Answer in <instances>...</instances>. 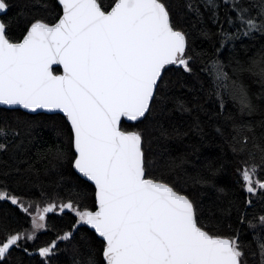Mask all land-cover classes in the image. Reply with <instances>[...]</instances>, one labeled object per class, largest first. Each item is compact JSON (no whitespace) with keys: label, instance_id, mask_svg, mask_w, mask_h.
<instances>
[{"label":"snow or ice","instance_id":"6c2138e0","mask_svg":"<svg viewBox=\"0 0 264 264\" xmlns=\"http://www.w3.org/2000/svg\"><path fill=\"white\" fill-rule=\"evenodd\" d=\"M57 2L59 10L44 0H27L19 13L24 32L14 39L6 18L13 5L0 0V105L18 106L28 115L59 113L67 123L58 127L57 143L37 152L58 179L47 185L32 180L38 173L33 163L23 171L12 169L19 176L12 185L10 173H0L5 178L0 202L16 206L28 224L0 221V264H12L17 250L29 258L38 254L48 264L61 252H70V264H249L257 255L264 264V215L249 219L247 212L253 196L264 204V120L249 119L264 104V49L243 62L236 58L243 38L264 37V0H183L182 12L175 0ZM178 16L194 22L182 27ZM192 29L207 38L210 52L197 50ZM229 45L231 55L222 59ZM172 66L195 78L198 87L189 89L187 81L181 86L193 100L206 94L208 108L176 94ZM201 75L208 78L207 88ZM246 77L256 78L259 93ZM169 102L175 112L202 113L213 123L238 158L236 183L248 194L245 208L227 199L212 211L193 195L195 186L214 184L223 170L219 158L193 176L183 156L152 157L149 125L124 127L154 120L157 106ZM12 124L0 127V154L16 162L38 142V126L22 116L13 117ZM156 128L168 136L162 124ZM191 130L208 135L199 115ZM68 163L84 184L64 186L59 169ZM57 212L74 214V223L54 231L49 220ZM233 216L254 230L256 250L241 228L228 224L231 231L223 232ZM84 225L98 245L80 234ZM46 231L54 238L40 241ZM28 241L34 242L33 251ZM14 264H25L24 257Z\"/></svg>","mask_w":264,"mask_h":264},{"label":"trees","instance_id":"16d2710c","mask_svg":"<svg viewBox=\"0 0 264 264\" xmlns=\"http://www.w3.org/2000/svg\"><path fill=\"white\" fill-rule=\"evenodd\" d=\"M27 0H11L12 7L7 12V19L11 20L10 35L14 39H19L24 32V20L19 15L24 4ZM50 8L59 10L57 0H44ZM106 3H111V0H105ZM174 7L178 12L183 11V0H175ZM45 15H54L55 13H38ZM182 27H189L194 22L192 18H184L183 16L177 17ZM200 26L197 25V28ZM195 36V46L197 50L205 49L209 52L212 50L210 42L202 35H199L196 29H192ZM218 46V45H217ZM264 49V37L257 36L255 40H249L243 38L242 44L237 45L236 58L240 61H246L249 57L257 56V54ZM231 55L230 45L226 47L223 52L222 59ZM227 62V61H226ZM62 70L61 67H57V71ZM169 76L171 80L177 82L176 94H184L187 99L192 103L204 104L206 108L209 105L206 103V94H199L200 99L193 100V93L188 89L183 88L181 85L184 81L188 82L189 89L198 87L195 83V78L191 76H185L182 70L178 66H172L169 69ZM200 79L205 82L207 88L208 78L204 75L200 76ZM247 82L251 85L252 91L259 93L261 91L260 86L255 83V77H246ZM191 106V104L189 105ZM173 104L169 102L166 106L158 105L155 109L157 113L156 118L145 121L144 124H137L135 122H127L124 127L129 130L140 127L143 128L145 124L150 126L149 139L151 140L150 147L152 148V157L157 161L167 157H178L183 156L189 164L186 165L187 171L190 175L195 176L198 172L204 171L205 165L209 160H216L217 158L223 163V170L214 178V184L212 185H197L191 189L193 195L200 200L206 209L211 208L212 211H216L218 206H222L227 199H231L237 203L241 209L245 208L244 201L247 199L248 194L240 187L236 181L239 178L237 175V168L239 167L238 158L231 152V149L223 142L222 138L215 132L213 123L207 121L206 117L202 113H179L172 110ZM199 115L201 122L204 124L205 131L208 133L207 136L201 137L191 130V126L194 122L195 117ZM22 116L29 120L37 122L38 136L37 143L31 146L26 154L21 155L16 162L9 159L8 155L0 154V173L8 171L10 175L7 178V182L12 185L13 180L18 179L17 173L12 169L18 166L21 171L27 169L29 163L35 164L38 169V173H33L32 180L37 183L47 185L50 181L58 179V177L48 173L50 167L47 161L40 162L37 157V152L43 147L49 144H55L56 132L58 127H67V123L62 114L59 113H46L40 112L39 114L28 115L26 111L16 109L12 110L9 108L0 107V127L7 124H12L13 117ZM254 123L260 120H264V104L260 105V110L253 116L249 117ZM162 124L165 129L168 130V136L165 138L161 136L160 131L157 130L156 124ZM12 126H15L12 124ZM176 129L178 131H173ZM54 163V162H53ZM60 174L65 178V187L71 188L74 182L84 184L85 181L76 173L71 167V163L65 164L59 169ZM5 178L0 175V180ZM223 189V191H221ZM91 191V186L89 185ZM37 195L38 189H35ZM254 204L247 207L248 218L251 219L253 216L258 217L264 215V204H262L257 196H253ZM0 221L10 224L12 227H23L27 228L28 224L25 223L26 216L16 206L10 202H0ZM50 227L54 231L60 229H67L71 223H74V214L65 213L61 215L59 212L50 214ZM231 224L232 228H241L243 230V239L246 242L251 243L252 250H256V244L253 241V231L248 228L246 224L236 223L235 216L232 219L226 220L222 230L225 234L229 233L231 229L227 227ZM80 234H87L96 240L94 231L90 230V227L84 225L80 228ZM62 235L63 233L60 232ZM54 238L52 232H42L40 234V241L49 240ZM79 239V236L77 237ZM28 247L30 251H33L35 244L32 241H28ZM97 245L99 241L96 240ZM62 249L66 248L67 245L62 243L60 245ZM23 256L25 264H48L44 262V258L39 257L38 254L27 257L23 252L17 250L13 252V256L10 258L12 264H14L17 257ZM70 252H61L53 258L50 264H70ZM260 257L249 258V264H259Z\"/></svg>","mask_w":264,"mask_h":264},{"label":"water","instance_id":"95a60500","mask_svg":"<svg viewBox=\"0 0 264 264\" xmlns=\"http://www.w3.org/2000/svg\"><path fill=\"white\" fill-rule=\"evenodd\" d=\"M61 68H62V67H61ZM0 107L9 108L8 106H2V105H0ZM9 109H10V108H9ZM17 109H19L18 106H17ZM24 111H25V110H24ZM41 112H45V111L42 110ZM89 227H90V226H89Z\"/></svg>","mask_w":264,"mask_h":264}]
</instances>
